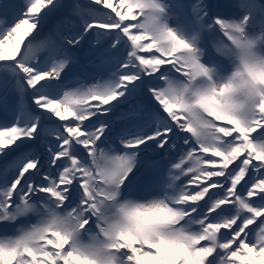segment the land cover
Segmentation results:
<instances>
[{"label":"snow or ice","instance_id":"snow-or-ice-1","mask_svg":"<svg viewBox=\"0 0 264 264\" xmlns=\"http://www.w3.org/2000/svg\"><path fill=\"white\" fill-rule=\"evenodd\" d=\"M0 264H264V0H0Z\"/></svg>","mask_w":264,"mask_h":264},{"label":"rangeland","instance_id":"rangeland-1","mask_svg":"<svg viewBox=\"0 0 264 264\" xmlns=\"http://www.w3.org/2000/svg\"><path fill=\"white\" fill-rule=\"evenodd\" d=\"M210 2H211V0H210Z\"/></svg>","mask_w":264,"mask_h":264}]
</instances>
